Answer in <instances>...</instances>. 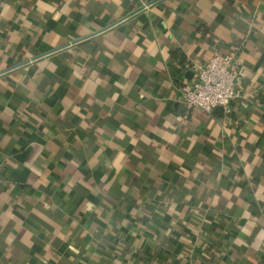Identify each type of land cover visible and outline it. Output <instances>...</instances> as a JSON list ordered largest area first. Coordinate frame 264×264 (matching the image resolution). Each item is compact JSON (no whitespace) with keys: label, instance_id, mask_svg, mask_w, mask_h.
Returning a JSON list of instances; mask_svg holds the SVG:
<instances>
[{"label":"crops","instance_id":"0c3cea01","mask_svg":"<svg viewBox=\"0 0 264 264\" xmlns=\"http://www.w3.org/2000/svg\"><path fill=\"white\" fill-rule=\"evenodd\" d=\"M0 164V264H264V0H0Z\"/></svg>","mask_w":264,"mask_h":264},{"label":"built area","instance_id":"2783aa9c","mask_svg":"<svg viewBox=\"0 0 264 264\" xmlns=\"http://www.w3.org/2000/svg\"><path fill=\"white\" fill-rule=\"evenodd\" d=\"M195 80L181 91L182 102L188 109L201 108L207 112L221 109L229 114L233 101L240 96V82L247 66L231 54H216L205 62H194ZM0 164V188L4 183Z\"/></svg>","mask_w":264,"mask_h":264},{"label":"water","instance_id":"95a60500","mask_svg":"<svg viewBox=\"0 0 264 264\" xmlns=\"http://www.w3.org/2000/svg\"><path fill=\"white\" fill-rule=\"evenodd\" d=\"M141 9H142V8H141ZM128 16H129V15H128ZM128 16H126V17H128ZM126 17H125V18H126ZM121 20H122V19H121ZM97 33H98V32H96V33H94V34H97ZM83 39H84V38H81V39H78V40H74L73 42L67 43V44H65V45H63V46H61V47H59V48H56V49L50 51V52H47V53L41 54V55H39V56H36V57H34L33 59H36V58H38V57H43V56L48 55V54H50V53H53V52H56V51H59V50L65 49V48H67V47H69V46H71V45H73V44H75V43H78V42L82 41ZM30 61H31V60H26V61L22 62L21 65H22V64H25V63H29Z\"/></svg>","mask_w":264,"mask_h":264}]
</instances>
